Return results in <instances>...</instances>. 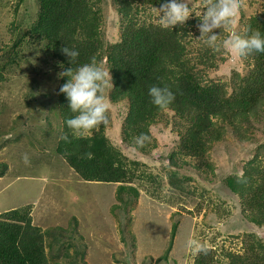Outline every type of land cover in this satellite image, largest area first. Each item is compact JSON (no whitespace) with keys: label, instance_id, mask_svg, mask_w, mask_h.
Listing matches in <instances>:
<instances>
[{"label":"trees","instance_id":"1","mask_svg":"<svg viewBox=\"0 0 264 264\" xmlns=\"http://www.w3.org/2000/svg\"><path fill=\"white\" fill-rule=\"evenodd\" d=\"M26 1L0 0V10L12 6L14 13H18ZM33 2L36 14L30 24L20 31L13 24L9 35L0 33V85H7L21 71L28 86L20 91L15 112H12L15 96L11 103L0 100V117L9 113V118L14 119L10 129L17 130L19 121L23 122L22 118L26 117L24 105L29 112L33 103L44 101L47 112L45 125L40 127L51 130L57 126L55 138L58 140H53L57 154L85 182L112 185L110 194L114 202L110 211L125 212V226L129 230L134 229L136 216L132 212L140 209V197H149L151 203L156 201L172 209L180 201L177 207L185 209L192 205L198 214L209 201V210L212 208L209 213L221 216L225 213L223 206L215 205L206 197L207 190L215 183L236 197L247 224L264 228V53L237 55L230 74L213 75L229 64L231 56L223 49L222 42L230 33L246 36L258 30L264 35V0H247L250 12L244 9V0H241L239 28L234 26L235 16L230 28L214 29L208 34L217 36L216 52L199 39L198 27L206 8L215 0H192L194 5L186 0L192 15L185 24L173 29L159 26L156 13L163 0ZM114 10L118 14L120 36L112 43L106 28L110 11ZM63 47L79 52L74 63L62 52ZM37 54L43 56L46 68L60 73L67 69L75 71L93 60L110 71L113 86L105 90V100L110 106L122 104L126 108L119 134L121 144L112 143L115 141L103 125L99 131L88 133L87 139L72 137L65 121L73 114L66 96L59 91L68 77H60L56 89L51 88L43 95L45 98L35 93L36 69L31 59ZM154 85L167 86L175 94L174 102L167 109L160 110L151 103L148 90ZM160 125L171 127L174 145L159 161L161 167L151 171L148 163L130 159L125 148L156 163L153 157L159 145L153 128ZM141 133L150 137V142L143 141L144 148L137 144ZM33 134V138L26 139H35L32 146L44 141L42 131L35 130ZM65 134L69 141L61 139ZM24 137H17V141ZM230 140L249 146L250 156L237 172L217 180L212 158ZM8 169L9 165L0 161V176L6 175ZM197 192L200 199L189 202ZM33 207L30 204L0 213V264H53L46 252L45 234L33 223ZM173 212V218L180 214L178 210ZM103 214L107 217L106 212ZM179 225V220L171 222L165 254L156 259L148 255L143 264L147 259L152 260L151 264L168 260ZM195 225L200 226L199 222ZM140 229L146 235L144 222ZM128 233L132 248H136L137 234ZM192 237L191 240L202 244L206 239L212 240L201 231ZM244 239L239 250H225L227 261L217 257L218 252L213 249L208 248L207 253H193L189 249V264H264V240L256 233H246ZM82 258L76 257L74 262L86 264Z\"/></svg>","mask_w":264,"mask_h":264},{"label":"rangeland","instance_id":"2","mask_svg":"<svg viewBox=\"0 0 264 264\" xmlns=\"http://www.w3.org/2000/svg\"><path fill=\"white\" fill-rule=\"evenodd\" d=\"M188 2L194 5L192 0ZM243 3L244 9L250 12L247 0ZM109 5L112 9L110 3ZM35 14L36 7L33 0H27L18 13H14L12 6L1 9L0 33L9 35L13 24L17 26V31H20V28L27 26L35 19ZM239 23L240 11L238 10L234 19L236 29L239 28ZM106 30L109 42H116L120 36V26L115 10L110 11ZM229 56H231L229 64L213 75L224 77L230 74L232 67L236 64L237 55L229 52ZM43 59L41 54H37L31 59V64H34L36 69L33 73L36 78L33 91L45 98L43 95H47L51 88L57 86L60 72L54 75L52 69L46 68ZM20 72L18 71L7 85L5 83L0 85L1 101L11 103L12 97L15 96L16 104H12V112L18 108L16 100L20 91L23 87H28ZM19 107L22 106L19 105ZM109 107V123L106 132L110 139L117 141L112 143L119 145L121 144L119 134L126 108L122 104L112 106L109 104ZM23 109L26 117L22 118L23 122L19 121L17 130L10 129L13 127L14 119L9 118L11 116L9 113L0 117V161L9 165L7 174L0 176V213L34 203V208L40 215L34 214L38 220L34 224L38 225L45 234L46 252L53 259V264H80L74 262V258L79 256L83 257L86 264H143L148 255L156 259L165 254L171 222L175 220H179L180 225L174 250L167 261L159 264H189V249L185 245L193 238L192 235L199 231L212 238V240H205L208 248L218 252L216 256L226 261L225 250H239L243 246L246 233H256L264 240V228L247 224L242 215L243 209L239 208L240 204L236 202V197L222 189L219 183H215L214 187L207 190L206 197L214 201L215 205L220 203L223 206L225 213L222 212L221 216L209 213L212 209L209 210V201L203 204L202 211L198 214L192 205L185 206V209L177 207L179 203H182L180 201L176 202L174 204L176 208L172 209L157 204L154 200V203H151L152 199L149 197L150 200L140 197L138 206L140 209L132 212V216H136L135 226L134 229L129 230V227L125 226L126 213L122 211L113 214L110 211V205L114 202L110 194L112 185L85 182L57 154L53 141L58 140L55 138L57 126L51 130L40 127L45 125L46 103L44 101L33 103L29 112L25 105ZM52 117L55 118L54 115ZM35 130L42 131L44 141L35 142L32 146L35 139L29 141L26 139L33 138ZM2 132L9 135L6 136ZM153 132L159 145V148L154 151L153 158L156 163L144 159L145 157L127 148L125 151L130 159L146 162L150 165L151 171H157L161 167L159 161L167 156L174 145L172 141L174 135L171 127L162 125L153 128ZM22 135H25L24 139L17 141V137ZM25 154L30 160L28 165H25L23 160ZM248 155L250 156L249 146L243 147L234 140L228 141L226 148L223 146V149L216 151L212 158L217 180L228 173L237 172L240 166L246 164ZM196 199H200L198 192L189 199V202ZM175 210H178L180 214L173 218ZM103 212H106L107 217ZM141 222L147 226L146 235L141 233ZM196 222H199L200 226L197 227ZM123 227L126 229L122 230ZM128 232L134 236L137 234L139 242L136 248H132ZM151 263L152 260L147 259L146 264Z\"/></svg>","mask_w":264,"mask_h":264},{"label":"clouds","instance_id":"3","mask_svg":"<svg viewBox=\"0 0 264 264\" xmlns=\"http://www.w3.org/2000/svg\"><path fill=\"white\" fill-rule=\"evenodd\" d=\"M240 6L241 0H215L214 4L206 8L201 17L202 23L198 24L201 33L199 39L205 41L213 52L218 51L217 36L208 34L213 33L214 29L230 28ZM191 15L186 0H163L157 12L159 26L164 29H173L177 25L185 24ZM222 47L241 57H246L253 52L264 53V35L258 30L252 31L250 35L246 36L232 32L227 39L223 40ZM62 52L72 63L79 56L77 50L69 47H63ZM57 72L53 70L54 75ZM59 76L61 78L68 77L67 82L60 87L59 91L66 96L68 107L73 114L65 121L72 137L87 139L88 133L99 131L102 125L107 127L110 107L105 100L104 93L109 85L113 86L110 71L105 70L93 60L91 63L79 66L75 71L67 69ZM55 77L57 79V76ZM148 95L151 97V103L160 110L167 109L175 100V94L167 86L154 85L149 88ZM61 139L69 141V136L65 134ZM146 139L150 142V137L141 133V138L137 140L140 148H144L143 141ZM89 158H91L90 153ZM23 160L25 165L30 163L27 154L23 156ZM240 178L238 177V179ZM32 204L34 205V203ZM185 246L193 253H207L209 250L206 243L202 244L194 240L188 241Z\"/></svg>","mask_w":264,"mask_h":264},{"label":"crops","instance_id":"4","mask_svg":"<svg viewBox=\"0 0 264 264\" xmlns=\"http://www.w3.org/2000/svg\"><path fill=\"white\" fill-rule=\"evenodd\" d=\"M34 214L36 216H40L39 213H38V211L36 210V208L33 207V210H32L33 223L36 222V221H38L37 218H35V215Z\"/></svg>","mask_w":264,"mask_h":264}]
</instances>
